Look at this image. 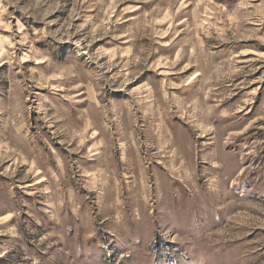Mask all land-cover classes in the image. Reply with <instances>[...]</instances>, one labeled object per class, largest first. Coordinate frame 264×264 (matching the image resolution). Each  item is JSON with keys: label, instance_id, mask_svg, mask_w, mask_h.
Masks as SVG:
<instances>
[{"label": "rangeland", "instance_id": "1", "mask_svg": "<svg viewBox=\"0 0 264 264\" xmlns=\"http://www.w3.org/2000/svg\"><path fill=\"white\" fill-rule=\"evenodd\" d=\"M0 264H264V0H0Z\"/></svg>", "mask_w": 264, "mask_h": 264}]
</instances>
